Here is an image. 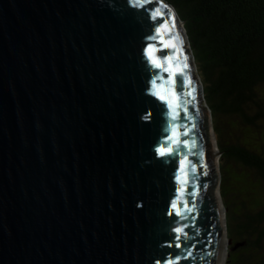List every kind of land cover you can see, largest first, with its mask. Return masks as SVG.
Returning a JSON list of instances; mask_svg holds the SVG:
<instances>
[{
  "label": "water",
  "instance_id": "obj_1",
  "mask_svg": "<svg viewBox=\"0 0 264 264\" xmlns=\"http://www.w3.org/2000/svg\"><path fill=\"white\" fill-rule=\"evenodd\" d=\"M221 155L167 1L0 0V264H221Z\"/></svg>",
  "mask_w": 264,
  "mask_h": 264
},
{
  "label": "trees",
  "instance_id": "obj_2",
  "mask_svg": "<svg viewBox=\"0 0 264 264\" xmlns=\"http://www.w3.org/2000/svg\"><path fill=\"white\" fill-rule=\"evenodd\" d=\"M165 1L184 23L212 111L222 191L230 172L240 176L238 200L225 204L228 262L264 264V0Z\"/></svg>",
  "mask_w": 264,
  "mask_h": 264
},
{
  "label": "rangeland",
  "instance_id": "obj_3",
  "mask_svg": "<svg viewBox=\"0 0 264 264\" xmlns=\"http://www.w3.org/2000/svg\"><path fill=\"white\" fill-rule=\"evenodd\" d=\"M182 25V24H181ZM183 26V25H182ZM208 121H209V117H208ZM209 124V123H208ZM214 125V124H213ZM217 137V136H216ZM218 148H219V145H218ZM220 150V149H219ZM220 158H221V156L218 158L217 156H215L214 157V159L216 160V159H218V163H219V161H220ZM219 167H220V165H219ZM218 167V168H219ZM236 168V167H235ZM240 167H238L237 169H239ZM228 170H229V172H230V170L231 169H234L233 168V166L231 165H228V168H227ZM221 170V168L219 169V172H220V174H221V177H222V171H220ZM233 172L235 171V170H232ZM228 175H230V178H227V182H225V184L223 185V191H222V187H221V184H222V179H220V183H219V193H220V198H221V200H222V204H223V213H224V218H225V226H226V231H225V235H224V237L226 236V239H227V244H226V246H227V251H228V256H227V258H226V264H235L236 263V261H237V255H233L232 256V258H231V260H230V263L228 262V258H229V252H230V247H231V244L230 245H228L229 244V242L233 239V237H232V234H231V231H230V227H229V224L231 225L232 224V217L230 216L229 217V220L227 221V213H228V210H227V208L225 207V204H227V205H229V199H230V202L233 200V202H234V200H238V198H237V196H235V194L234 193H238L237 192V187H236V183H237V177H240V176H238L239 175V172L237 173V171L235 172V174L234 173H232V172H230ZM221 188V189H220ZM233 193V194H232ZM231 194V195H230ZM228 195H230L229 196V199H228ZM234 213L235 212H238V210H239V207H235L234 209ZM231 240H230V239ZM232 242V241H231ZM234 242V241H233ZM235 242H236V240H235Z\"/></svg>",
  "mask_w": 264,
  "mask_h": 264
},
{
  "label": "bare ground",
  "instance_id": "obj_4",
  "mask_svg": "<svg viewBox=\"0 0 264 264\" xmlns=\"http://www.w3.org/2000/svg\"><path fill=\"white\" fill-rule=\"evenodd\" d=\"M205 106V105H204ZM205 109H207L206 108V106H205ZM210 134H211V132H210ZM211 136V135H210ZM214 150H215V147L213 148ZM214 167H215V170H216V172H218L219 171V163H218V159H214ZM221 189V188H220ZM215 193H216V198H217V200H218V204H219V207L220 208H222V200H221V198H220V193H219V185L216 187V189H215ZM222 220H224V213H223V211H222ZM225 224L226 223H223V230L225 231V229H226V226H225ZM228 242H227V239H226V236L224 237V240H223V244H222V252H221V264H226V258H227V256H228V251H227V246H226V244H227Z\"/></svg>",
  "mask_w": 264,
  "mask_h": 264
},
{
  "label": "snow or ice",
  "instance_id": "obj_5",
  "mask_svg": "<svg viewBox=\"0 0 264 264\" xmlns=\"http://www.w3.org/2000/svg\"><path fill=\"white\" fill-rule=\"evenodd\" d=\"M174 23H175V21H174V19H173V25H174ZM153 63H156L157 67H160V66H161V65H160L157 61H155V60H153ZM160 98H161V99H165L164 96H161ZM162 154H163V153H162ZM174 207H175V205H174ZM175 231H176L178 234H183L185 237H186V235H187L186 233L183 232V228H176ZM176 239H177V241H179V240H180V235H178V236L176 237ZM177 246H179V244H178Z\"/></svg>",
  "mask_w": 264,
  "mask_h": 264
}]
</instances>
